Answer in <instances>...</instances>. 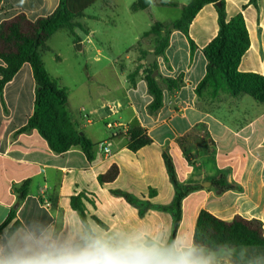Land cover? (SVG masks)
Masks as SVG:
<instances>
[{
	"label": "crops",
	"instance_id": "1",
	"mask_svg": "<svg viewBox=\"0 0 264 264\" xmlns=\"http://www.w3.org/2000/svg\"><path fill=\"white\" fill-rule=\"evenodd\" d=\"M224 1L228 18L243 14L250 36V48L241 60L239 71L264 76V0H258L256 7L250 5L249 0ZM59 2L3 0L0 23L19 13L26 14L31 20L48 16ZM86 17L85 14L79 21L93 35L95 31ZM218 30L216 6L208 4L197 13L189 27V36L197 46L194 54L188 38L180 31H172L165 56L156 57L158 75L174 79L182 77L183 84L175 91H164L163 107L155 115L147 109L152 97L148 94L143 71H140L135 86L128 80V74L141 64L138 58H130L117 70L102 63V51L97 50L96 66L88 75L89 81L86 79L68 92L70 113L78 110L79 119L73 118L95 145L92 162L80 147L56 154L37 130L19 132L33 114L37 89L31 66L23 65L0 96V225L16 204L12 184L26 179H31L32 183L28 198L18 206V219L23 227L8 238L5 237L7 230L0 235V261L39 241L75 244L86 240L88 231L70 206V197L81 192L92 201L86 202V206L94 237L120 239L140 235L164 245L173 225L169 213L150 209L141 217L137 208L111 193L113 189H121L156 206L170 204L175 190L162 158L164 149L172 156L182 182L196 180L204 186V182L210 181L217 172L227 171L229 181L242 187L241 192L227 191L220 196L210 189L211 186L189 194L182 203V222L175 244L194 249L195 226L203 209L224 221H231L235 216L257 219L264 227V105L250 100L247 95L232 98L226 92H220L213 97L210 88L201 96L196 94L208 64L203 49L216 37ZM59 32L70 34L67 30ZM77 35L82 49L85 41L92 43L90 35ZM142 49L153 53L154 43L152 47ZM43 60L50 73L44 55ZM53 61L61 64L57 57ZM109 69H113L112 78L106 75ZM90 81L94 83L90 84ZM80 104L82 106L78 107ZM86 106L94 110L84 115ZM95 113L101 115V122L107 129L113 130L111 135L104 132L97 136L91 118ZM135 126L146 129L153 143L132 152L128 149L126 133ZM184 136L190 139L182 145L178 140ZM107 142L111 145L109 155L102 147ZM113 164L119 167L118 178L101 185L98 176ZM150 189L156 191L155 196H149ZM56 195L62 211L58 232L57 216L40 201L43 197L48 202ZM92 216L106 228L97 225ZM2 241L4 245H1ZM250 252L244 248H224L211 253L205 264H239Z\"/></svg>",
	"mask_w": 264,
	"mask_h": 264
},
{
	"label": "trees",
	"instance_id": "2",
	"mask_svg": "<svg viewBox=\"0 0 264 264\" xmlns=\"http://www.w3.org/2000/svg\"><path fill=\"white\" fill-rule=\"evenodd\" d=\"M97 1L99 0H60L55 11L48 16L31 20L26 14L19 13L0 23V61L3 62L0 65V96L5 86L25 63L31 66L37 86L33 114L19 132L37 130L56 154H63L73 147H80L90 162L94 160L95 145L81 131L80 125L70 113L68 90L48 72L43 54L51 51L49 41L60 30H67L73 36L75 43L80 42L81 39L76 29H84V27L79 19L85 16V11ZM2 2L3 0H0V6ZM158 4L176 6L175 3L164 1H159ZM208 4L216 6L219 30L216 37L203 49L208 64L204 78L196 87V94L201 96L203 91L210 88L213 97L220 92H226L232 98L247 95L257 103L264 105V76L254 72L239 71L241 60L250 48V36L244 16L239 13L228 18L224 0H191L187 5L182 6V15L175 22L169 24L154 22L151 28L141 35L138 45L141 44L142 39L152 36L154 37L153 53L158 57L165 56L170 45L171 33L177 30L188 38L191 53L194 54L197 46L189 36V27L197 13ZM249 4L256 7L258 0H249ZM149 7L150 1L137 0L132 4L131 10L139 11ZM140 52L143 62L128 74V80L131 86H135L140 71H143L148 94L152 97L147 109L150 114L155 115L163 107L164 91L179 89L183 84V79L182 77L164 78L160 74L154 77L153 73L159 71L158 62L155 61L148 66L146 57L150 52L143 49ZM126 136L128 149L132 152H137L153 143L146 129L141 126L130 128ZM189 139V136H184L178 141L183 145ZM162 158L175 190L173 201L170 204L156 206L121 189H113L111 193L137 208L141 217L150 209L169 213L172 216L173 225L170 237L164 245L172 246L175 244L182 222L183 200L189 194L204 189V186L196 180L182 182L178 177L174 160L167 149L163 150ZM119 173V167L113 164L105 173L98 176V182L101 185L110 184L118 178ZM210 182V189L218 196L227 191H242L239 184L229 181L227 171L217 172L210 178ZM31 183V179H26L12 184L11 192L15 195L18 206H21L28 198ZM155 195L156 191L150 189L149 196ZM40 201L49 206L50 211L57 216L56 232H58L62 224L58 195L50 198L48 202L43 197ZM86 202L92 203L83 192L70 197V206L78 213L82 224L88 231L87 239H89L95 237L89 224ZM91 219L97 225L106 228V225L97 217L92 216ZM22 227L23 224L18 219V208L12 206L6 219L0 225V235L7 230L5 237L8 238ZM193 238L194 250L199 252L197 258L203 261L211 253L224 248H244L250 249L251 252L246 256L247 259L241 260L239 264H264V227L260 220L235 216L231 221H224L203 209L198 215ZM84 241L75 244H82Z\"/></svg>",
	"mask_w": 264,
	"mask_h": 264
},
{
	"label": "rangeland",
	"instance_id": "3",
	"mask_svg": "<svg viewBox=\"0 0 264 264\" xmlns=\"http://www.w3.org/2000/svg\"><path fill=\"white\" fill-rule=\"evenodd\" d=\"M136 1L102 0L89 8L85 13L86 20L93 26L94 34H89V28H87L88 30L84 28V32L81 29L77 31L82 37H84V33L90 35L92 43L88 44L85 41L84 49L80 46L81 42L75 43L73 37L67 32H59L50 39L49 44L52 51L43 54L47 67L52 75L58 77L59 84L64 86L68 92L72 91L75 86L82 84L86 79L89 81L88 75L94 71L96 66L94 59H96L98 49L102 51L100 55L102 63L106 62L111 68L117 70H120L125 62L130 61V58L131 60L138 58V61L142 63L140 50L144 46L152 47L154 37L149 36L142 39L139 45L137 39L149 30L156 21L169 24L178 20L182 15V6L190 0H148L150 1L148 9L132 11L131 6ZM159 1L175 3L176 6H161L158 4ZM54 57H57L61 64L55 63ZM112 70L109 69L110 72L106 73L108 77L112 78L114 75L111 73ZM93 83L90 81V84ZM248 98L254 101L252 98ZM81 106L82 104L78 107ZM85 109L84 115L90 110H94L88 106ZM72 112L73 117L79 119L78 110L75 112L72 110ZM91 118L94 120L95 127L93 130H96L97 136L104 132L111 135L113 130L107 129L106 124L101 122L99 113L91 115ZM3 241L1 245H4Z\"/></svg>",
	"mask_w": 264,
	"mask_h": 264
},
{
	"label": "clouds",
	"instance_id": "4",
	"mask_svg": "<svg viewBox=\"0 0 264 264\" xmlns=\"http://www.w3.org/2000/svg\"><path fill=\"white\" fill-rule=\"evenodd\" d=\"M194 252L190 247L165 246L140 235L120 239L95 237L82 244L39 241L15 251L0 264H205Z\"/></svg>",
	"mask_w": 264,
	"mask_h": 264
},
{
	"label": "water",
	"instance_id": "5",
	"mask_svg": "<svg viewBox=\"0 0 264 264\" xmlns=\"http://www.w3.org/2000/svg\"><path fill=\"white\" fill-rule=\"evenodd\" d=\"M171 27H173V26H171ZM156 57L157 56L154 53H150L149 55H147V57H146V64L148 66L152 65L156 61ZM157 75H158V71H156V72L153 73V76L154 77H156ZM210 186H211V182L210 181L204 182V187H210ZM14 207L15 208H18V205L15 204ZM194 254H195L196 257H198L199 252L195 250Z\"/></svg>",
	"mask_w": 264,
	"mask_h": 264
},
{
	"label": "built area",
	"instance_id": "6",
	"mask_svg": "<svg viewBox=\"0 0 264 264\" xmlns=\"http://www.w3.org/2000/svg\"><path fill=\"white\" fill-rule=\"evenodd\" d=\"M111 128L113 127V126H110ZM105 146H102L103 147V150H104V152H105V154H107V155H109L110 154V143L109 142H107L106 144H104Z\"/></svg>",
	"mask_w": 264,
	"mask_h": 264
}]
</instances>
